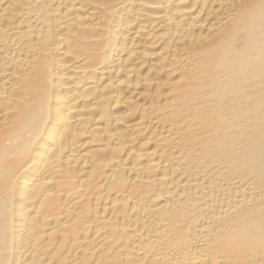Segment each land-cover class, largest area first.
I'll list each match as a JSON object with an SVG mask.
<instances>
[{"label": "bare ground", "instance_id": "obj_1", "mask_svg": "<svg viewBox=\"0 0 264 264\" xmlns=\"http://www.w3.org/2000/svg\"><path fill=\"white\" fill-rule=\"evenodd\" d=\"M0 264H264V0H0Z\"/></svg>", "mask_w": 264, "mask_h": 264}]
</instances>
